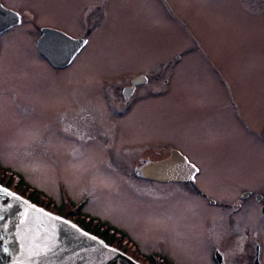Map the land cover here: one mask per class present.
Masks as SVG:
<instances>
[{"label":"rangeland","instance_id":"obj_1","mask_svg":"<svg viewBox=\"0 0 264 264\" xmlns=\"http://www.w3.org/2000/svg\"><path fill=\"white\" fill-rule=\"evenodd\" d=\"M4 2L27 6L36 21L49 22L76 37L90 26L80 20L83 7L96 1ZM262 3L180 0L176 8L179 5L184 16L185 26L181 28L154 9L146 19L125 16V9L135 13V0L109 1L105 22L94 29L83 51L63 70L51 69L32 51L31 30L20 33L12 28L5 32L0 38V167L21 179L28 192L35 191L38 198L34 192H22L21 186L12 189L70 221L76 222L80 211L106 223L135 244L141 257L146 258L145 264H215L210 247L224 250L229 246L223 238L229 222L220 201H230L236 196H232L234 191L251 188L261 179V184L252 188V195H261L262 201L250 197L243 212L234 216L248 230L247 243L259 245L260 262L264 264V215L260 211L264 204V0ZM259 14L263 17H255ZM23 29L29 28L23 25ZM152 49L157 56L184 55L176 61L181 65L175 77L181 82L168 99L175 101L163 100L162 93L149 92L137 111L119 119L108 107L112 104L102 102V92L94 86L96 80L110 82L121 77L124 70L149 66L154 61L148 55ZM205 58L218 62L220 71L202 63ZM214 74L222 75L225 81L212 86ZM192 80L193 84H203L216 104L215 110L203 112L196 101L185 104ZM194 91L198 93L197 88ZM196 93L190 91V97ZM228 93L229 108L222 96ZM200 99L209 103L207 98ZM72 103L100 104L101 122L106 125L115 121L118 138L123 141L162 138L176 143L198 165V187L217 205L205 206L204 199L194 196L189 185L178 186L180 194L186 196L183 202L172 197L163 203V198L172 193L168 194L160 183L135 178L134 157L111 150L109 154L119 162L115 164L117 169L132 179L114 176L102 162L105 137L98 136L102 138L99 148L94 143L83 145L84 135L76 134L86 120L85 126L99 134L93 128L98 125L97 118L81 117L80 111L60 118ZM59 118L65 121L60 126L75 132L77 140L55 129ZM227 263L242 264L235 258Z\"/></svg>","mask_w":264,"mask_h":264},{"label":"flooded vegetation","instance_id":"obj_2","mask_svg":"<svg viewBox=\"0 0 264 264\" xmlns=\"http://www.w3.org/2000/svg\"><path fill=\"white\" fill-rule=\"evenodd\" d=\"M96 2L92 5L85 4L83 7V11L80 13V20L84 23V25L88 24L89 29L82 30L84 33L82 36H72L67 31L61 30L57 28L55 25H51L49 22H38L35 20V16L30 8L27 6H14L10 4H6L4 0H0V38L5 32H8L12 28H17L20 33L24 32H32L33 34V42L30 41L32 46V51L38 54L46 64L53 70H63L66 69L70 64H72L73 59L80 54L83 49L86 47L87 43L89 42L90 34L96 29L100 23L105 22V7L107 6V2L109 1H122V0H95ZM125 1V0H123ZM138 8L135 7L134 4L132 6L135 9V13L131 14L127 12V9L124 10L125 16L129 17H141L146 19L147 17L152 16L153 9L160 13L163 17L167 20L170 19L171 22L176 23V26L183 28L184 24V16L178 5V9L176 8V4L179 3L180 0H135ZM178 1V3H177ZM227 3H230V0H225ZM263 0H255V5L263 4ZM173 5V8H172ZM262 8V7H261ZM259 7H257V11H259ZM247 15V14H245ZM249 16V15H248ZM255 17H263L262 14L256 15ZM264 18V17H263ZM26 23V24H25ZM23 25H27L29 29H23ZM52 30L55 32H60L70 39L77 41L80 43L79 46L71 47L70 53L71 55L66 59L63 64L57 65L53 62L50 57H57L56 55H51L53 52L51 46H41V41H39L42 37L43 31ZM29 37H31L29 35ZM39 41V42H38ZM47 41V42H46ZM43 43H48L49 40L42 41ZM1 52V49H0ZM50 53V54H48ZM199 54V53H198ZM198 54H195L196 56ZM204 55V53L202 52ZM151 60H154L149 66L141 68L137 71L131 70H124L121 72V77L115 78L108 82L107 79H97L96 84L94 86L98 87L97 89L102 92V102L105 104H112V106L108 105L111 111H113L114 115L119 119H125L128 115L133 113L135 110L137 111L140 105L143 104V99L146 96V93H157L164 96L168 102L175 101V100H168L170 97L174 96V92L178 90V84L181 82L180 77H175L177 70H179L180 63L176 61H180L181 58L184 56L183 54H167L166 56H157L154 55V50L152 49L148 54ZM172 55V56H171ZM157 56V57H155ZM160 58L159 60H157ZM177 63V64H176ZM202 63H209L215 71L218 73L221 69V65L214 61H210L205 58V61ZM175 74V75H174ZM223 74V73H222ZM225 81V79L221 76H217L216 74L213 75L211 85H216ZM226 86V84H224ZM187 94H188V101L185 102L186 105H189L190 102L196 101L198 106L202 107L203 112L210 113L211 111L215 110L216 104L213 103L210 99L209 94L206 91V88L203 84H193V80L188 85ZM199 87L205 90V92L200 93ZM107 88V90H106ZM194 88L198 89V93L194 91ZM163 91V92H162ZM180 91V90H179ZM196 93L194 96L190 97L189 92ZM227 94V93H226ZM229 96H223V102H225V106L228 108L230 107L229 101L231 95L228 93ZM160 96V97H162ZM159 98V97H158ZM156 98V100H158ZM200 98H207L206 100L209 103H201ZM101 103V102H100ZM208 105V106H205ZM72 103V108H69L62 114L60 118L67 114H71L74 112H81V117H85L88 115L90 119L97 118V126L94 125V129H98L100 131L99 134L93 133L90 129L86 127L88 120L84 127L77 129L80 123L75 124V130H78L76 134L80 132L84 135V143H94L97 144L96 147H100V140L98 136L103 135L105 137L104 147L101 148L105 151V155L102 157V162L109 168L112 174L116 177H121L124 179H129L130 174L124 173L123 171L117 169L116 165L118 160H114L113 157L109 154L112 150L115 153H119L122 155H127L129 158L134 157L132 163V173L135 178H138L142 181H149L153 183H160L166 188V191L172 193L171 196H167L163 198V203L172 197L179 198L180 202H183L186 196L180 194V190L178 186H185L189 185L193 189L194 196L204 199L205 206H213L217 205V202L213 200L210 195L202 191L197 184V176L200 173L198 165L179 147L176 143L169 139H162V138H147L142 141H123L118 138L119 135V126L115 121H112L111 124L104 125L101 122V117H98L100 114V104L99 105H85V106H78ZM74 117H78L77 114ZM60 118L57 120L58 126H55V129L62 131L66 136L73 139H78V136L75 132L70 130L63 129L64 127L60 126L65 121H60ZM56 122V121H55ZM245 127L248 129L250 127L248 119L245 121ZM90 123V120H89ZM88 123V124H89ZM243 126V121H241ZM249 126V127H248ZM85 127L88 131H83ZM92 128V129H93ZM126 131H123L125 133ZM88 133H91L88 135ZM70 140V141H71ZM263 136H262V139ZM124 160V157H122ZM120 159V158H119ZM117 162V163H116ZM162 163V170L165 180L162 182L153 180V179H146L139 176L138 169L142 166L148 164H157ZM132 179V178H130ZM262 180H258L251 188H241L238 191H234L236 196L231 198L230 201L224 200L223 202L220 201V205H222L226 212L225 219L228 218V232L224 233V237L229 246H226L224 250H221L218 246L212 245L210 247L209 253L211 257L214 258L215 264H228L227 261L229 259H237L242 264H261L260 262V247L257 243H247L248 240V230L244 228V225H239L236 220L238 217L234 216L236 213L237 215L243 212L244 205L246 201L251 197L260 203L262 201V196L255 193L252 195V188L258 187L261 184ZM183 193V192H182ZM153 194V193H152ZM259 197V198H258ZM151 198V197H150ZM200 199V200H201ZM264 204H261V208ZM80 214L78 220L75 223H83L86 226H90L91 228L95 227V223L101 224L102 226L110 228L111 231H117L112 227H109L106 223L100 222L96 218L89 217V215L81 214L80 211H77ZM77 214V215H78ZM129 240V239H128ZM131 249L133 251V255H138L140 257H132L136 258L137 260L144 262L146 261L145 257H141V253L138 251L135 244L130 240ZM251 245V252L250 246ZM231 252L228 253L230 250ZM216 254L219 255L220 263L216 259ZM227 254H230L229 257ZM244 255L245 257H242ZM250 255V256H249ZM163 264H169L168 262L163 261Z\"/></svg>","mask_w":264,"mask_h":264},{"label":"water","instance_id":"obj_3","mask_svg":"<svg viewBox=\"0 0 264 264\" xmlns=\"http://www.w3.org/2000/svg\"><path fill=\"white\" fill-rule=\"evenodd\" d=\"M44 40L49 42L45 44ZM39 41L41 46L52 47L51 55L57 57L50 59L57 65L70 56L71 47L80 45L79 40L52 30L43 31ZM137 171L142 178L165 180L162 163L148 164ZM7 191L19 199L0 194V264H141L71 221ZM261 213L264 215V206ZM216 259L220 263L217 254Z\"/></svg>","mask_w":264,"mask_h":264},{"label":"trees","instance_id":"obj_4","mask_svg":"<svg viewBox=\"0 0 264 264\" xmlns=\"http://www.w3.org/2000/svg\"><path fill=\"white\" fill-rule=\"evenodd\" d=\"M0 185L14 191L12 188L22 187V192H28V188L24 186V182L14 176L13 174L8 173L6 170L0 167ZM17 193L16 191H14ZM35 197L38 198L35 191L28 192L29 194L33 193ZM19 194V193H17ZM24 197L22 194H19ZM27 198V197H26ZM28 199V198H27ZM33 203V202H32ZM39 206V205H38ZM82 229L102 238L109 246L115 247L126 254L133 256V251L131 249L130 240H128L125 236H123L119 231H111L110 228L102 226L101 224L95 223V227L91 228L90 226H86L85 224L79 222L77 223ZM136 257L138 255H135ZM136 259V258H135ZM137 260V259H136ZM139 261V260H138ZM142 263L141 261H139ZM160 264H163L162 262Z\"/></svg>","mask_w":264,"mask_h":264},{"label":"snow or ice","instance_id":"obj_5","mask_svg":"<svg viewBox=\"0 0 264 264\" xmlns=\"http://www.w3.org/2000/svg\"><path fill=\"white\" fill-rule=\"evenodd\" d=\"M70 55H71V53H70ZM0 194H3V195H6V196H10V197H12L13 199H19V197H16L13 193H10V192H8L7 191V189H0ZM11 205H9V207H10ZM0 219H2V218H0ZM52 219H58V218H56V217H52ZM73 227H75V226H73ZM86 235V234H85ZM94 239V238H93ZM112 251H115V250H112Z\"/></svg>","mask_w":264,"mask_h":264}]
</instances>
